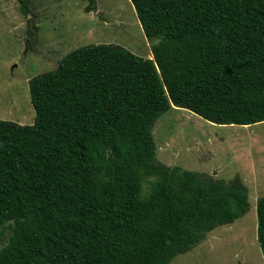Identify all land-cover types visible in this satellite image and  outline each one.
Listing matches in <instances>:
<instances>
[{
  "label": "trees",
  "instance_id": "16d2710c",
  "mask_svg": "<svg viewBox=\"0 0 264 264\" xmlns=\"http://www.w3.org/2000/svg\"><path fill=\"white\" fill-rule=\"evenodd\" d=\"M124 1L153 58L82 46L29 81L34 124L0 120V264H171L249 211L239 177L161 163L153 130L177 109L264 123V0ZM18 2L29 45L36 8ZM256 209L264 257V197Z\"/></svg>",
  "mask_w": 264,
  "mask_h": 264
},
{
  "label": "rangeland",
  "instance_id": "374dc122",
  "mask_svg": "<svg viewBox=\"0 0 264 264\" xmlns=\"http://www.w3.org/2000/svg\"><path fill=\"white\" fill-rule=\"evenodd\" d=\"M30 1L36 8L30 17L37 21L38 30L28 45L30 29L18 0H0V120L34 124L29 81L56 70L63 58L82 46L115 44L142 58H153L152 44L132 3L98 0L99 11L84 14L81 0ZM153 133L161 163L226 183L239 177L250 204L246 215L218 227L204 243L171 264H264L256 209L264 197V123L219 126L177 109L164 114ZM183 137L185 143L180 141Z\"/></svg>",
  "mask_w": 264,
  "mask_h": 264
},
{
  "label": "clouds",
  "instance_id": "9594fccd",
  "mask_svg": "<svg viewBox=\"0 0 264 264\" xmlns=\"http://www.w3.org/2000/svg\"><path fill=\"white\" fill-rule=\"evenodd\" d=\"M152 56H153V54H152ZM151 58V57H150ZM248 127V126H247Z\"/></svg>",
  "mask_w": 264,
  "mask_h": 264
}]
</instances>
